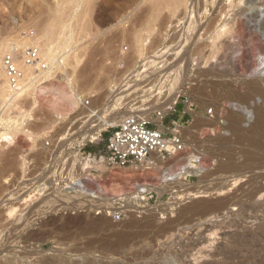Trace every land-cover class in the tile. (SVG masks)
Here are the masks:
<instances>
[{"label": "rangeland", "instance_id": "374dc122", "mask_svg": "<svg viewBox=\"0 0 264 264\" xmlns=\"http://www.w3.org/2000/svg\"><path fill=\"white\" fill-rule=\"evenodd\" d=\"M263 6L0 0V56L35 46L50 65L0 120L1 137H12L0 144V264H264V190L247 196L264 185V149H247L232 123L250 132L264 109V76L255 72L264 43L247 29ZM8 96L0 76V99ZM172 104L158 128L179 131L206 178L167 185L119 221L114 204L68 192L85 171L83 153L104 152L122 117ZM91 112L113 125L100 127Z\"/></svg>", "mask_w": 264, "mask_h": 264}, {"label": "built area", "instance_id": "2783aa9c", "mask_svg": "<svg viewBox=\"0 0 264 264\" xmlns=\"http://www.w3.org/2000/svg\"><path fill=\"white\" fill-rule=\"evenodd\" d=\"M49 66L35 46L0 56L8 99L14 101L23 88L39 80ZM212 110L209 108L206 115L210 116ZM169 112H175L174 104L151 114L132 113L122 117L111 127L104 152L83 153L85 171L80 178L66 185L68 192L79 193L92 201L114 204L112 217L119 221L131 211L130 208L151 203L157 192L167 185L198 179L205 171L201 155L185 145L178 130H169L167 135L158 128ZM2 113L0 108V120ZM2 134L0 123V144L6 143ZM124 174L135 177L124 182ZM106 185L116 187V194Z\"/></svg>", "mask_w": 264, "mask_h": 264}, {"label": "bare ground", "instance_id": "6f19581e", "mask_svg": "<svg viewBox=\"0 0 264 264\" xmlns=\"http://www.w3.org/2000/svg\"><path fill=\"white\" fill-rule=\"evenodd\" d=\"M247 23H248V28L247 29H253V31H254V33H256V35H257V37H258V40L261 42V43H264V6H263V8H260V9H258L257 10V12H256V16L255 17H253L252 18V20H248L247 21ZM246 23V24H247ZM250 31V30H249ZM248 32V31H247ZM259 53V52H258ZM48 54V53H47ZM47 54H46V57H47ZM249 54H250V52L248 51V50H246L245 51V53H244V56H245V58L246 59H249L248 57H249ZM49 55V54H48ZM43 56V55H42ZM45 59V58H44ZM47 59V58H46ZM245 62H246V60H245ZM248 62V61H247ZM54 66V65H53ZM255 72H257L258 74H261V75H263L264 76V64H260V65H258V67L255 69ZM0 76H2L3 77V74H2V71H1V69H0ZM252 84V83H251ZM27 88V87H26ZM29 88H31V87H29ZM253 88V87H252ZM255 88V87H254ZM8 89V88H7ZM256 90V89H255ZM28 91V90H27ZM26 92V91H25ZM22 93V92H21ZM12 102L13 101H10L8 98L7 99H5V100H2V99H0V108L2 109V115L3 114H5L6 112V110H8L9 108H12V107H10L11 106V104H12ZM169 102V101H168ZM14 105V104H13ZM167 106V105H166ZM10 110H12V109H10ZM5 112V113H4ZM11 112V111H10ZM92 113V115H93V117H96V118H99L100 120H101V125H100V127H103V126H112L113 125V123L112 122H110V121H107V120H105V119H102L101 118V116H99V115H97V113H95V112H91ZM7 114V113H6ZM11 114V113H10ZM247 114V118L248 119H251L252 118V113L251 112H247L246 113ZM4 116H6V115H4ZM8 117V116H7ZM12 117V116H11ZM257 117V118H256ZM255 118H256V123H254L252 126V130L249 132V131H247V132H249V133H247L246 131V134H245V132H243V130L241 129V127L239 126V123H238V121H234V122H232L233 123V128L235 129L234 131L237 133V140L239 141V142H242L245 146H246V148L248 149V148H255L256 150L255 151H259V150H262L263 151V149H264V109H261V110H259L258 112H257V116H256ZM13 118V117H12ZM11 120V119H10ZM111 120V119H110ZM10 124H12V123H10ZM16 125H17V123H15ZM14 124V125H15ZM9 126V125H8ZM99 127V126H98ZM12 129H13V127H12ZM98 129V128H97ZM251 129V128H250ZM14 130H17V128L16 129H14ZM95 130V129H94ZM93 130V131H94ZM89 133H91V131L89 132ZM97 133V132H96ZM11 134V133H10ZM4 135V134H3ZM7 136V135H6ZM10 136V135H9ZM88 136L89 137H92V135L91 134H88ZM87 138V137H86ZM4 140L6 141V142H10L11 140H12V137L10 136V137H4ZM236 140V141H237ZM250 153H251V150H250ZM258 153V152H257ZM249 155V154H248ZM251 155H253V154H251ZM251 155H249V156H251ZM255 155V154H254ZM249 156H248V158H249ZM252 158H254L253 156H252ZM256 158V157H255ZM250 159V158H249ZM254 160V159H253ZM251 161V160H250ZM221 166V165H220ZM229 166V168L231 169V175L233 176V175H237V173H243V172H241L240 171V169H239V167H230V165H228ZM225 167H227V165H225ZM224 166L223 167H221V168H225ZM220 168V167H219ZM228 168V167H227ZM226 168V170H228ZM229 169V170H230ZM223 170V169H222ZM225 170V169H224ZM225 171H223V173H224ZM206 173V172H205ZM227 173V172H226ZM226 173H224L225 175H227ZM230 173H228L229 175H230ZM202 174V176L200 177V178H206L207 176H208V174L207 175H204L203 173H201ZM200 174V175H201ZM230 175V176H231ZM224 176V175H223ZM228 176V175H227ZM226 176V177H227ZM181 183H182V181H181ZM176 184H179V183H173V184H169V186H171V185H176ZM183 184H184V182H183ZM185 185H187V183L185 184ZM168 186V187H169ZM202 188L204 187V186H201ZM223 187V186H222ZM200 189V188H199ZM205 189H211V190H216L217 188H215L214 186H212V187H205ZM221 189V188H220ZM255 189V188H254ZM239 190V189H238ZM253 190V189H252ZM262 190H264V185L262 184V186L260 187H258L257 189H255V191H252V193H249V195H247L250 199H252L253 197L252 196H254V195H256V193L257 192H259V191H262ZM32 191H34V190H32ZM31 191V192H32ZM205 191H203L202 193H204ZM260 193V192H259ZM234 201V200H233ZM234 203H237V204H239V210L240 211H246V209L248 210L250 207L246 204V203H244V202H242V201H238L237 200V202L235 201ZM233 203V204H234ZM197 205H200L199 203L197 204ZM197 205H195V206H197ZM202 205H200L199 207H201ZM224 206V205H223ZM206 209V208H205ZM211 209H212V206H211ZM214 209V208H213ZM254 210V209H253ZM216 211V210H215Z\"/></svg>", "mask_w": 264, "mask_h": 264}, {"label": "trees", "instance_id": "16d2710c", "mask_svg": "<svg viewBox=\"0 0 264 264\" xmlns=\"http://www.w3.org/2000/svg\"><path fill=\"white\" fill-rule=\"evenodd\" d=\"M94 151V148L90 147L88 148V152H93Z\"/></svg>", "mask_w": 264, "mask_h": 264}, {"label": "crops", "instance_id": "0c3cea01", "mask_svg": "<svg viewBox=\"0 0 264 264\" xmlns=\"http://www.w3.org/2000/svg\"><path fill=\"white\" fill-rule=\"evenodd\" d=\"M185 119H187V116L185 117ZM108 135H106V137H107Z\"/></svg>", "mask_w": 264, "mask_h": 264}]
</instances>
